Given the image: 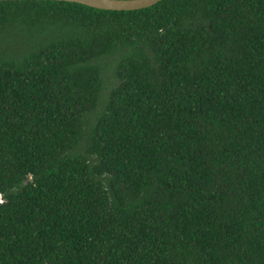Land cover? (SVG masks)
Returning <instances> with one entry per match:
<instances>
[{"label": "trees", "instance_id": "trees-1", "mask_svg": "<svg viewBox=\"0 0 264 264\" xmlns=\"http://www.w3.org/2000/svg\"><path fill=\"white\" fill-rule=\"evenodd\" d=\"M0 264H264V0H0Z\"/></svg>", "mask_w": 264, "mask_h": 264}, {"label": "water", "instance_id": "water-1", "mask_svg": "<svg viewBox=\"0 0 264 264\" xmlns=\"http://www.w3.org/2000/svg\"><path fill=\"white\" fill-rule=\"evenodd\" d=\"M105 10H136L151 6L160 0H67ZM1 199V194H0Z\"/></svg>", "mask_w": 264, "mask_h": 264}]
</instances>
